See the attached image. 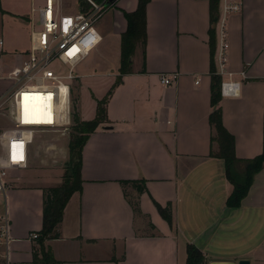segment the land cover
<instances>
[{"label": "crops", "instance_id": "1", "mask_svg": "<svg viewBox=\"0 0 264 264\" xmlns=\"http://www.w3.org/2000/svg\"><path fill=\"white\" fill-rule=\"evenodd\" d=\"M229 1L242 4V11L226 18L222 80L238 83L239 90L234 96H222L220 106L223 124L236 141V156L245 160L261 155L264 147V0ZM132 2L128 12L137 9L138 0ZM3 3L6 14H11ZM149 3L145 59L142 54L140 65L112 89L107 120L83 150V190L74 193L66 206L57 227L59 238L45 241L44 246L61 264H186L188 244L201 249L205 264L243 259L264 264V232L259 231L264 226V179L259 185L264 168L241 207L228 209L233 186L223 161L210 156V2ZM220 12L221 2L219 17ZM126 28L127 22L122 25L117 19L109 27L120 46ZM214 28L217 68L219 21ZM106 38L102 36L103 42ZM18 52L22 50L15 45L4 55ZM13 59L8 63L0 56V70H12L23 62L18 56ZM120 66L121 57L118 72ZM174 74L178 78L171 86L162 84V76ZM10 83L0 79V95ZM96 113L95 109L94 117L83 120L94 119ZM32 144L28 167L9 174V187L0 194L4 199L0 226L7 219L10 234L8 259L0 264H34L39 245L33 236L43 226L44 190L59 183L48 172L37 173L40 167ZM22 170L31 172L21 175ZM124 180H145L146 191L138 195L128 187L127 198ZM131 196L139 202L140 215L129 204ZM156 205H171L172 225Z\"/></svg>", "mask_w": 264, "mask_h": 264}, {"label": "built area", "instance_id": "2", "mask_svg": "<svg viewBox=\"0 0 264 264\" xmlns=\"http://www.w3.org/2000/svg\"><path fill=\"white\" fill-rule=\"evenodd\" d=\"M221 1V45L218 52L219 76L225 75L227 49L226 22L230 14L240 13L242 4L229 0ZM119 0H82L79 12L65 14L60 0H43L41 7L33 9L38 13L40 27L31 35V45L23 62L8 74L13 84L12 127L0 133V194L9 187L7 178L12 171L28 167V148L34 141V133L46 129L59 133L67 139L73 130L74 111L71 101L70 80L75 79V68L102 42L97 24L102 17L117 6ZM4 46L0 38V50ZM55 65V69L52 67ZM60 66H70L63 73ZM177 74L162 76L161 82L171 86ZM222 96L238 93V83L226 81L221 85ZM41 93L45 102L38 110L31 101L24 99ZM34 235V239H38ZM10 242L9 223L5 219L0 226V261L8 259Z\"/></svg>", "mask_w": 264, "mask_h": 264}, {"label": "trees", "instance_id": "3", "mask_svg": "<svg viewBox=\"0 0 264 264\" xmlns=\"http://www.w3.org/2000/svg\"><path fill=\"white\" fill-rule=\"evenodd\" d=\"M151 0H138L137 9L134 12H125L124 18L127 21V29L121 35V67L120 74H128L131 70L132 54L138 42L142 43L143 56L147 43V7ZM210 2V19L211 29L209 32L210 37V54H211V106L213 108L209 122L212 125L213 133L211 136L212 149L210 152L211 157H215L223 161L225 176L233 186L232 194L227 200L228 209H238L241 207L243 201L249 195V191L254 184L257 174L264 168V147L261 155L252 159L242 160L237 158L235 148L236 141L234 136L225 128L223 124V110L220 103L222 101V77L217 74L215 65V48H216V32L214 25L219 21V7L220 0H208ZM0 13L6 14L0 0ZM145 59V56H144ZM145 65V62H144ZM144 71V68H143ZM121 78V77H120ZM122 78L117 83H121ZM114 88V87H113ZM112 95L109 94L104 101L98 103L97 114L93 120L79 121L76 117V124L73 125V132L71 134L69 148H70V164L63 175V183L54 188L44 190V209H43V226L38 232V249L34 253V264H61L55 260L51 250H47L44 246L45 241L50 239L59 238L60 234L57 232V227L64 219V210L74 193H81L83 190V183L81 172L83 168V150L90 138L100 125L104 124L107 120L106 104ZM264 123V121H263ZM264 140V134H263ZM217 143L219 149L217 152L213 151V145ZM124 189V194H127V188L130 187L141 195L146 191L145 180L130 181L124 180L121 182ZM133 212L140 215L139 202L129 199ZM159 213L162 214L164 219L172 225V212L171 205L163 208L156 205ZM187 261L186 264H205V255L198 247L188 244L187 246Z\"/></svg>", "mask_w": 264, "mask_h": 264}, {"label": "rangeland", "instance_id": "4", "mask_svg": "<svg viewBox=\"0 0 264 264\" xmlns=\"http://www.w3.org/2000/svg\"><path fill=\"white\" fill-rule=\"evenodd\" d=\"M3 2L4 7L9 9L11 14H0V38L6 42L2 48L4 53L0 50L1 59H6L9 63L10 58L16 59L18 56L24 60L23 58L27 54L31 43V33L40 27V23H38V13L33 12V8L38 9L41 7L43 0H3ZM60 2L65 14H73L76 11L79 12V7L82 4V0H60ZM130 2L131 0H119L117 6L107 12L102 19L98 21L97 28L100 35H107V38L87 56L85 61L75 68V75L77 77L69 81L72 93V109L74 111L73 125L76 124V117L81 122L84 121V117L86 119L87 117H94L98 103L104 101L111 93L113 87L124 77L123 74H120V72L116 70L120 62L121 46L120 43L118 44L117 37L114 33H110L109 27L112 24L114 25L116 19L119 24H126L127 21L124 18V13L128 12L132 7L131 5H134L133 2ZM31 20L32 22L30 23ZM120 28L122 29V27ZM15 45H17L18 50H22V52H18V54H15L13 57L4 55L7 49L10 50ZM142 54L143 46L142 43L138 42L132 54L130 72L133 68L140 65ZM52 67L55 69V65ZM69 67L70 66L63 68L60 66V69L63 73H66ZM10 70L11 69L0 70V79L9 82L7 74ZM13 89L14 86L10 83L9 87L0 95V118L4 119L0 120V133L12 127L11 93ZM87 121L88 120H85V122ZM73 130L67 139L62 138L59 133L46 129H39L34 133V142L31 148L40 167L37 173L46 175L44 173L48 172L51 177L56 176L58 180L57 183L59 182L56 186L63 183V175L70 164L69 142ZM215 145V152H217L219 146L217 143H215ZM28 171L31 172L30 170H22L20 174H27L29 173ZM16 172L18 171H12L11 173L15 174ZM262 175V178L259 179V185L264 179V173ZM131 198L133 199V196H131ZM3 201L4 199L0 197V205ZM256 225L258 224H255V226ZM254 228L259 229V227ZM259 231L263 233L264 226L260 227Z\"/></svg>", "mask_w": 264, "mask_h": 264}, {"label": "bare ground", "instance_id": "5", "mask_svg": "<svg viewBox=\"0 0 264 264\" xmlns=\"http://www.w3.org/2000/svg\"><path fill=\"white\" fill-rule=\"evenodd\" d=\"M24 99L27 102L31 101V106L36 107V109H38V110L42 107V105L45 102V98L43 97V95L41 93H36L32 96L25 95Z\"/></svg>", "mask_w": 264, "mask_h": 264}, {"label": "water", "instance_id": "6", "mask_svg": "<svg viewBox=\"0 0 264 264\" xmlns=\"http://www.w3.org/2000/svg\"><path fill=\"white\" fill-rule=\"evenodd\" d=\"M106 129H109L111 127H107L105 126ZM212 264H252L251 261L248 259H243V260H239L237 263H218V262H213Z\"/></svg>", "mask_w": 264, "mask_h": 264}]
</instances>
